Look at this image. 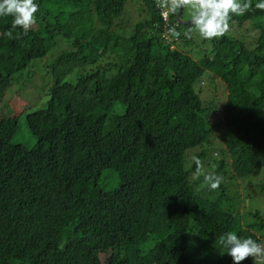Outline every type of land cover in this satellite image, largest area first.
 <instances>
[{"label":"trees","instance_id":"trees-1","mask_svg":"<svg viewBox=\"0 0 264 264\" xmlns=\"http://www.w3.org/2000/svg\"><path fill=\"white\" fill-rule=\"evenodd\" d=\"M35 2L27 34L0 16V264H233L221 234L264 244L259 0L212 40L185 37L190 23L165 19L156 0H139L135 16L136 0ZM64 42L46 107L26 116L37 138L28 148L13 141L19 119L2 115L3 100ZM205 74L210 101L195 89ZM220 86L223 122L210 125ZM214 142L222 149L208 160ZM193 156L223 177L217 189L192 179Z\"/></svg>","mask_w":264,"mask_h":264},{"label":"clouds","instance_id":"clouds-1","mask_svg":"<svg viewBox=\"0 0 264 264\" xmlns=\"http://www.w3.org/2000/svg\"><path fill=\"white\" fill-rule=\"evenodd\" d=\"M156 6L166 19L175 15L179 10H190L189 23L191 27L184 32L185 37L191 38L197 33L205 40L218 39L225 36L230 30V21L235 16H241L252 10V0H156ZM256 9L264 10V0L255 4ZM39 5L35 0H0V16L12 17V29L20 28L24 34L36 23V13ZM166 34L169 37H179L180 32L176 26L168 27ZM5 35L11 37L9 31ZM19 35V34H18ZM196 168L192 175L193 180L204 177V183L212 190L217 189L223 177L215 172H205L200 159L192 157ZM218 243L225 249L221 254L227 253L233 264H242L248 258L253 264H264V244L258 243L252 236H238L235 232L223 233Z\"/></svg>","mask_w":264,"mask_h":264},{"label":"rangeland","instance_id":"rangeland-1","mask_svg":"<svg viewBox=\"0 0 264 264\" xmlns=\"http://www.w3.org/2000/svg\"><path fill=\"white\" fill-rule=\"evenodd\" d=\"M139 6V0H136L135 5H133V2L129 3V15L136 13ZM184 17L185 19H190V10L184 9ZM68 48L69 46L65 42L64 44H55L46 56L32 60L27 68L18 73L12 85L8 88L3 100L5 109L2 110V115L12 114L18 116L19 128L13 137L14 142L23 143L28 148H32L35 145L37 138L28 128L26 116L31 111L46 107L56 75L59 73L54 66L55 61L59 54ZM205 76L206 74L195 84V89L200 92L203 89L202 95L205 97L204 99L210 101L212 95L209 90H213L211 86H215V83L206 81ZM214 78L215 77L211 76V79ZM218 81L221 82L219 79ZM217 91L219 99L214 102L208 115H206L210 125L221 124L224 118L223 104L225 99V88L223 89L222 86H220ZM217 132H219V129H217ZM198 148L199 147L190 149L188 155H192ZM215 149H222V144L220 142H214L212 148L208 150V160H210ZM219 159L220 156L217 160ZM106 257L107 256H104L105 260Z\"/></svg>","mask_w":264,"mask_h":264},{"label":"water","instance_id":"water-1","mask_svg":"<svg viewBox=\"0 0 264 264\" xmlns=\"http://www.w3.org/2000/svg\"><path fill=\"white\" fill-rule=\"evenodd\" d=\"M182 13H183V10H179L178 11V20H179V22H182V23H184V24H186V23H189L188 21L189 20H183V18H182Z\"/></svg>","mask_w":264,"mask_h":264}]
</instances>
